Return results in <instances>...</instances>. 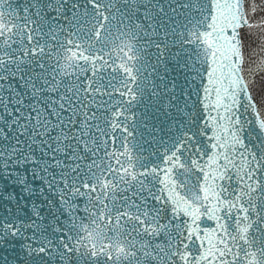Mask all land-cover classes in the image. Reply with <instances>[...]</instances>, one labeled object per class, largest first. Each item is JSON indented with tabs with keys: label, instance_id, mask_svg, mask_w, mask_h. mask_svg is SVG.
I'll return each mask as SVG.
<instances>
[{
	"label": "snow or ice",
	"instance_id": "snow-or-ice-1",
	"mask_svg": "<svg viewBox=\"0 0 264 264\" xmlns=\"http://www.w3.org/2000/svg\"><path fill=\"white\" fill-rule=\"evenodd\" d=\"M0 264H264V0H0Z\"/></svg>",
	"mask_w": 264,
	"mask_h": 264
}]
</instances>
